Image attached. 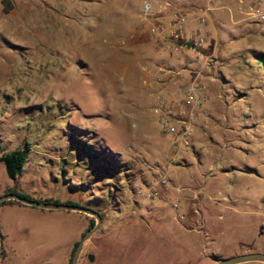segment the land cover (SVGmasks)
Masks as SVG:
<instances>
[{"label": "rangeland", "instance_id": "rangeland-1", "mask_svg": "<svg viewBox=\"0 0 264 264\" xmlns=\"http://www.w3.org/2000/svg\"><path fill=\"white\" fill-rule=\"evenodd\" d=\"M143 2L56 0L52 12L39 0H0V156L28 144L14 178L0 161V195L13 187L36 200L96 208L101 222L77 264H215L264 252V21L208 14L204 46L223 82L214 83L218 94L208 102L184 104L193 130L176 159L184 167L170 177L157 166L166 167L178 145L162 138L154 108L186 78L185 60L197 65L191 52L158 46L140 13ZM259 6L264 11V1ZM165 75L171 82L162 90ZM187 85L178 87L182 101ZM105 157L123 167L109 176ZM219 162L233 174L221 176ZM150 184L159 195L146 200ZM90 217L37 207L5 212L0 264H66Z\"/></svg>", "mask_w": 264, "mask_h": 264}, {"label": "built area", "instance_id": "built-area-1", "mask_svg": "<svg viewBox=\"0 0 264 264\" xmlns=\"http://www.w3.org/2000/svg\"><path fill=\"white\" fill-rule=\"evenodd\" d=\"M171 5L172 4L168 0H165L162 4H155L153 0H144L140 13L147 22L150 35L159 47L168 48L179 54L191 52L197 66L207 65L209 59L206 56H203L202 52V47L207 40V17L205 13L202 9L200 12H198L199 10L197 11V9L193 12H189L179 8L168 12L167 8ZM259 5L260 3L258 1L251 3L245 11L246 16H251L257 21H264V11L261 10ZM163 70L169 72L170 69L164 68ZM183 97L184 101H182V107L180 109L181 116L185 113L184 104L199 106L201 103L207 101L208 96L206 85L198 81H192L187 85ZM164 103V101H161V105H164ZM177 122L181 125L171 123L167 117H158L156 120V123L162 132L171 135H178L185 139L193 130L190 120L181 117ZM184 143H186V141H184ZM157 167L167 174V165L166 167L164 165ZM212 174L213 171H210L209 175ZM155 177L156 182H159L162 185L168 182V179L165 176L160 177L159 175H155ZM148 186L145 198L146 200H151L152 198L157 197L159 193L155 190L154 185L150 184ZM173 187L177 191H181L182 189L180 186L173 185ZM192 190L194 191V194L197 195L201 191V188ZM172 207L177 209L178 204L174 202ZM174 218L178 221H183L185 216L182 213L177 212L175 213ZM193 220H190V224H193L194 228H197L196 230H202L205 242L206 244H209L211 239L208 231L202 228V223L197 219Z\"/></svg>", "mask_w": 264, "mask_h": 264}, {"label": "crops", "instance_id": "crops-1", "mask_svg": "<svg viewBox=\"0 0 264 264\" xmlns=\"http://www.w3.org/2000/svg\"><path fill=\"white\" fill-rule=\"evenodd\" d=\"M67 0H58V2H66ZM165 0H153V2L155 4H162ZM172 5L167 8L168 12L173 11L175 9H181L184 11H189V12H193L195 9H197L198 12H200V10L202 9L203 12L205 13L206 17H207V24H206V33H209V17L208 14H210L211 12H215V11H219V12H223V11H227L229 13V16L232 18L237 17L238 21L240 20H244V18H246V9L247 7L251 4L256 2V0H168ZM260 4L264 1V0H257ZM39 2L41 3L42 6V10L44 11L45 9L51 10L52 12H56L57 10L55 9V3L56 0H39ZM87 2V1H86ZM89 4H92V2L94 3H98L99 5H103L105 3L108 2V0H88ZM43 11L41 12V14H43ZM244 15V16H242ZM37 16L40 18V11L37 14ZM65 18H67V16H64ZM41 20V21H40ZM39 20V24L41 23V25H44V21L43 18H40ZM235 22L237 20H234ZM58 48H60V46H58ZM202 52L205 54V56L209 59V63L207 65H203V66H195L193 67L191 65V62H189L187 59L185 60V64L182 66L183 71H185L186 73V78L182 79L181 83L178 84V87H182L184 85H187V83L189 82V84L192 81H198L201 82L203 84L206 85L207 88V96L208 99L206 102H208L209 100V95L210 94H218L215 93L214 90V83L217 82L219 80V82H223V79L219 78L218 73H219V64L217 65L214 61V57L211 56V52H210V46L209 45H205L202 48ZM211 53V54H210ZM203 54V55H204ZM168 68V67H165ZM165 74H167V72H165ZM159 87L162 88V90H166V87L169 86L171 79L170 77H163L162 81H159ZM188 84V85H189ZM176 88V90H172V89H168V94H164L165 96H159L157 97V107L154 108V113L156 115V118L158 117H167L170 118L174 123L177 122V120H179L182 116L180 115V109L182 107V100L179 96V94L177 93V91H179V88ZM209 94V95H208ZM220 96V95H219ZM159 101V102H158ZM161 101H164V105H161ZM207 104V103H205ZM159 105V107H158ZM158 109V111H157ZM166 137V140L168 141V143H171V145H178L177 149L174 151H171L168 153V157H167V175H170L172 173H175L174 171H176L177 168H182L184 166L178 165L176 164V159L177 156L179 155L178 153L183 152V149L180 147L181 143L184 142V139L181 138L178 135H170L169 136L165 133H162V138ZM195 155L197 158H199V154L198 152L195 151ZM217 167L220 168L223 173L221 176L227 178L228 176H230L231 174H233L232 172H230L228 169H226V165H223V163H218ZM209 176L206 175V177L204 178H208ZM172 183H174L173 185L175 186H180L178 183H175V181L170 178L169 179ZM182 188V187H181ZM202 188V186H201ZM192 189H198V188H192ZM200 189V188H199ZM15 191L16 190L13 187H7L6 189L3 190L2 194L7 193V191ZM176 190V189H175ZM0 195V196H1ZM0 230L3 234H6V224L4 222V214L5 212H16L19 213L21 211H25V210H29V208H33L32 206H28L25 204H16V203H5V204H0ZM74 212V211H73ZM78 220L80 222V228L84 225L83 221L81 219ZM187 225L184 226V228L186 229ZM89 229V228H88ZM87 229V230H88ZM86 230V231H87ZM187 230V229H186ZM86 231H79V236L81 238L82 234ZM0 232V233H1ZM2 235V234H1ZM78 236V237H79ZM3 235H2V248H3ZM79 241L78 238L74 239L72 242V245L68 251V253L70 254L75 242ZM69 254H67V258H66V264H68L69 261ZM7 257V254L6 256ZM5 258H0L1 261H3Z\"/></svg>", "mask_w": 264, "mask_h": 264}, {"label": "water", "instance_id": "water-1", "mask_svg": "<svg viewBox=\"0 0 264 264\" xmlns=\"http://www.w3.org/2000/svg\"><path fill=\"white\" fill-rule=\"evenodd\" d=\"M7 200H15L22 204L37 207L40 209L46 210H66V211H75L85 213L87 215H91L94 217L95 222L94 224L82 234L81 238L79 239L71 259L70 264H77L78 257L80 252L86 243V241L91 237V235L98 229L99 224L101 222V217L94 209L86 206H81L78 204H69V203H57V202H47L44 200H36L31 198L23 197L17 193H5L0 196V203ZM2 249V235L0 233V251ZM88 258L90 260L93 259V255L89 254ZM247 262H261L264 263V252H248L243 254L234 255L231 257L220 258L215 261V264H240V263H247Z\"/></svg>", "mask_w": 264, "mask_h": 264}, {"label": "trees", "instance_id": "trees-1", "mask_svg": "<svg viewBox=\"0 0 264 264\" xmlns=\"http://www.w3.org/2000/svg\"><path fill=\"white\" fill-rule=\"evenodd\" d=\"M6 11V9H5ZM28 144H25V147L22 148V149H16V150H13V151H10V152H2L1 156H0V161H3L4 163V166H5V171H6V174L10 177V178H14L21 170L26 158H27V151H28ZM111 155H115L114 153H111ZM107 159V157H105V160ZM107 165H103L104 168H106L107 170L106 171H103L107 174H112L116 171H118L121 167H123V164H119L113 160H109L107 159ZM102 167V166H101ZM17 193L23 197H26V198H31L33 199L32 197L26 195V194H23V193H18V192H15V191H7V193ZM44 201H47V202H57L59 203L60 201L58 200H54V199H44ZM5 203H16V204H21L20 202H17L15 200H7V201H3L1 202L0 204H5ZM65 203H69V204H77L76 202L74 201H71V200H67L65 201ZM85 206V205H84ZM86 207H90L92 209H94L95 211H97V213L102 216L100 214V212L92 207V206H86ZM94 218L93 217H90V224H89V228L94 224ZM78 241L75 242L72 250H71V254L70 256H72V253L74 251V248L76 247ZM6 256V253H5V250L2 248L1 251H0V258H5ZM70 259L69 258V262L68 264H70Z\"/></svg>", "mask_w": 264, "mask_h": 264}, {"label": "flooded vegetation", "instance_id": "flooded-vegetation-1", "mask_svg": "<svg viewBox=\"0 0 264 264\" xmlns=\"http://www.w3.org/2000/svg\"><path fill=\"white\" fill-rule=\"evenodd\" d=\"M75 249V248H74ZM74 252V251H73ZM88 255H89V253L88 254H86V258L88 257ZM72 256H73V253H72ZM72 256H70L69 258H71L72 259ZM81 254L79 255V257H78V260L81 258ZM71 259H70V262H71ZM91 261H93V259L91 260ZM69 262V261H68Z\"/></svg>", "mask_w": 264, "mask_h": 264}]
</instances>
